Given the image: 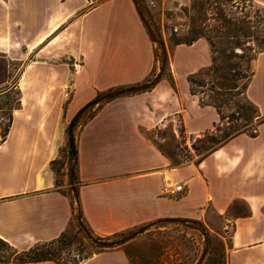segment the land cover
I'll return each mask as SVG.
<instances>
[{
  "label": "crops",
  "instance_id": "crops-1",
  "mask_svg": "<svg viewBox=\"0 0 264 264\" xmlns=\"http://www.w3.org/2000/svg\"><path fill=\"white\" fill-rule=\"evenodd\" d=\"M0 57V104L13 88L20 99L8 132L0 130L1 239L24 251L69 227L72 204L56 186L51 163L66 147L68 125L89 105L75 128L79 202L97 234L160 220H203L209 206L226 215L242 201L249 213L233 220L227 264H264V52L246 90L263 117L257 133H240L180 166L146 132L180 118L184 131L197 135L220 121L189 82L212 64L205 38L174 47L168 79L153 75V35L134 0H0ZM17 65L22 68L12 81ZM81 264L130 261L114 249Z\"/></svg>",
  "mask_w": 264,
  "mask_h": 264
},
{
  "label": "rangeland",
  "instance_id": "rangeland-1",
  "mask_svg": "<svg viewBox=\"0 0 264 264\" xmlns=\"http://www.w3.org/2000/svg\"><path fill=\"white\" fill-rule=\"evenodd\" d=\"M101 1L104 0H93L94 3ZM134 1L146 21L149 32L153 35L155 54L153 75L162 74L168 79L171 78L170 61L174 47L199 35L194 33V30H200L206 23L220 28L224 33L227 32L221 14L233 22L240 15L241 8L247 6L248 15H255V18H258L257 22L260 20L255 28L264 29V5L254 0H252L254 7H250L251 0H156L154 5H150L148 0ZM3 67L4 60L0 57V71ZM21 68L22 66L18 65L14 67L12 81L17 80ZM251 70H255V61L251 63ZM194 80L198 84L209 83L211 77L207 70L203 69L195 75ZM195 89L201 90L198 86H195ZM211 95L218 98L223 113V119L217 128L202 134L189 135L184 131L179 118L176 125L164 124L146 132L148 139L174 164L180 166L197 163L208 151L218 146L222 137L235 130L245 129L248 134L256 133L258 121L263 117L246 99L245 94L227 92L221 96ZM201 98L206 102L213 100L209 93L201 94ZM18 101L19 91L13 88L0 104L2 107L0 113L3 117L0 127L2 133L10 124L11 110L18 106ZM59 160L56 164L59 169L58 188L72 194L69 190L71 184L66 148ZM76 185L72 184V187ZM207 210V216L203 220L168 219L136 226L118 238L119 242L109 243L107 246L113 248L106 250H123L129 254L130 264H227L233 220L238 215L246 214L248 208L244 202L236 201L226 215L218 214L212 206ZM81 227L87 228V224L76 203V218L68 227V232L74 233ZM79 245L83 257L99 249L91 246L86 239H82V244ZM77 252L74 250L73 254ZM61 261L63 264H71L67 256Z\"/></svg>",
  "mask_w": 264,
  "mask_h": 264
},
{
  "label": "trees",
  "instance_id": "trees-1",
  "mask_svg": "<svg viewBox=\"0 0 264 264\" xmlns=\"http://www.w3.org/2000/svg\"><path fill=\"white\" fill-rule=\"evenodd\" d=\"M250 2V7H254V2L252 0ZM246 7L241 8L239 13L240 15L233 22L226 19V17L221 14L222 20L224 19L225 21L227 32L224 33L222 30H220V28H215L205 23V25L201 27L200 30H194V33H199V35H196L187 42L178 43L190 45L200 38H205L210 45L212 64L204 69L207 70V74L211 77V80L209 83L198 84L194 80V77L201 71L200 70L199 72L190 75L189 82L191 85V92L200 96L202 104L212 105L217 109L220 115V121L215 124L214 128H217L219 123H221L223 119V113L221 111V105L218 103V98L213 97L211 94L221 96L227 92H237V94L246 95V90L255 74V70H251V63L256 61L260 53L264 52V29L255 28L256 24L260 20L257 22L258 18H255V15H248V12H246ZM258 17H260V14ZM195 86L200 87L201 90H196ZM208 93L213 99L212 102H206L203 98H201V94L205 95ZM246 99L255 107L256 111L258 112V107L247 96ZM19 106L20 99L18 101L17 107ZM88 111L89 105L80 109L67 127V144L65 148L67 149L68 156L69 184H71L69 190L72 192V194H68L61 190L60 191L70 198L73 210L72 221L76 218V203L80 207V181L78 178L77 165L78 139L75 128L80 124L82 118L88 113ZM262 122V119L259 120L258 126ZM0 126L2 127V122H0ZM9 127L10 124L5 129L4 133L8 132ZM257 131L258 129H256V133ZM240 133H246L245 129H238L231 132L230 134L225 135L222 137L218 146L208 151V153H206L201 159ZM62 151H64V149ZM59 159L51 163V167L56 175H59V169L56 167V164L58 161H60ZM72 184L77 185L72 187ZM56 186H59L58 178L56 180ZM248 213L249 210L246 214ZM86 224L87 228L81 227L74 233H69L67 228L58 238L48 242L37 243L30 249L24 251L16 249L9 242L0 238V264L40 262L47 260L55 261L57 264H63L61 260H63L66 256L68 257V261H70L71 264H80V262L87 260L94 254L101 253L109 248H113L107 245L111 242H119L118 238L130 230H124L110 235H99L94 231L87 221ZM82 239L88 240L91 246L99 249L91 251V255L84 257L81 256L80 245L78 246V244H82ZM74 250L78 251L77 254H73ZM127 255L129 258L128 253Z\"/></svg>",
  "mask_w": 264,
  "mask_h": 264
},
{
  "label": "built area",
  "instance_id": "built-area-1",
  "mask_svg": "<svg viewBox=\"0 0 264 264\" xmlns=\"http://www.w3.org/2000/svg\"><path fill=\"white\" fill-rule=\"evenodd\" d=\"M155 1H156V0H148V3H149L150 5H154V4H155ZM162 59L164 60V59H165V56H163ZM65 92H66V97H70V95H71V86H70V85H66V86H65ZM183 187H184V186H183L182 184L177 185V186H176V191H177V192L182 191V190H183Z\"/></svg>",
  "mask_w": 264,
  "mask_h": 264
}]
</instances>
